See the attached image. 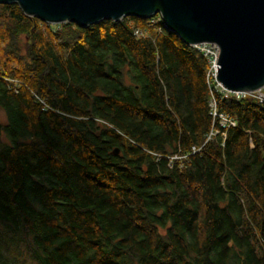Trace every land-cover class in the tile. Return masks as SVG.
I'll use <instances>...</instances> for the list:
<instances>
[{
  "label": "trees",
  "instance_id": "obj_1",
  "mask_svg": "<svg viewBox=\"0 0 264 264\" xmlns=\"http://www.w3.org/2000/svg\"><path fill=\"white\" fill-rule=\"evenodd\" d=\"M156 17L0 3V264H264V104L213 91L203 145L208 60Z\"/></svg>",
  "mask_w": 264,
  "mask_h": 264
},
{
  "label": "water",
  "instance_id": "obj_2",
  "mask_svg": "<svg viewBox=\"0 0 264 264\" xmlns=\"http://www.w3.org/2000/svg\"><path fill=\"white\" fill-rule=\"evenodd\" d=\"M49 24L87 27L104 19L159 14L166 30L193 45L219 47L217 80L228 90L264 87V0H0Z\"/></svg>",
  "mask_w": 264,
  "mask_h": 264
},
{
  "label": "built area",
  "instance_id": "obj_3",
  "mask_svg": "<svg viewBox=\"0 0 264 264\" xmlns=\"http://www.w3.org/2000/svg\"><path fill=\"white\" fill-rule=\"evenodd\" d=\"M157 17L154 20L161 21L160 15L156 14ZM151 17H154L151 16ZM153 21V20H152ZM135 34H139V31L136 30ZM195 48L199 53H201L204 57L208 60V69L206 71V80L210 89V100H209V107H210V115H211V128L206 135V139L204 140L203 145L211 140L216 134H218L221 129L227 127H234L236 125V121L227 114L221 113L217 110L216 100L213 95V91H218L222 93L224 96L233 95L236 99L244 98L247 96L253 97L259 103L264 104V87L258 90H255L251 93L246 92H238V91H230L223 87V85L217 80L216 74V64L218 61L219 56V47L215 43L210 42H201L197 44L190 45ZM18 83H15V87H17ZM224 136V133H222ZM201 147H191V153H195L200 151ZM186 157V155L184 156Z\"/></svg>",
  "mask_w": 264,
  "mask_h": 264
},
{
  "label": "rangeland",
  "instance_id": "obj_4",
  "mask_svg": "<svg viewBox=\"0 0 264 264\" xmlns=\"http://www.w3.org/2000/svg\"><path fill=\"white\" fill-rule=\"evenodd\" d=\"M6 117H5V114L4 112L0 109V121H5Z\"/></svg>",
  "mask_w": 264,
  "mask_h": 264
},
{
  "label": "bare ground",
  "instance_id": "obj_5",
  "mask_svg": "<svg viewBox=\"0 0 264 264\" xmlns=\"http://www.w3.org/2000/svg\"><path fill=\"white\" fill-rule=\"evenodd\" d=\"M160 18H161V16H160ZM161 20H162V18H161ZM163 26H164V24H163ZM210 43H214V42H210ZM216 44V43H215ZM188 45V44H187ZM217 45V44H216ZM218 46V45H217ZM218 62V61H217ZM224 87V86H223ZM225 88V87H224ZM263 88V87H262ZM227 89V88H226ZM258 89H260V88H258ZM258 89H256V90H258ZM228 90V89H227ZM230 91H232V90H230ZM253 91H255V90H253ZM253 91H238V92H246V93H251V92H253Z\"/></svg>",
  "mask_w": 264,
  "mask_h": 264
}]
</instances>
